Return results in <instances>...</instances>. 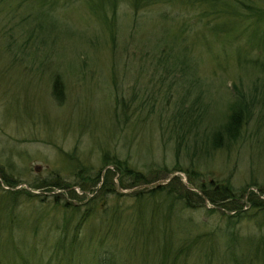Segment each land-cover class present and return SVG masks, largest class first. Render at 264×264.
Segmentation results:
<instances>
[{
  "label": "rangeland",
  "instance_id": "rangeland-1",
  "mask_svg": "<svg viewBox=\"0 0 264 264\" xmlns=\"http://www.w3.org/2000/svg\"><path fill=\"white\" fill-rule=\"evenodd\" d=\"M241 1L212 14L206 3L118 0L101 15L88 0H0V241L14 246L0 264H230L228 247L264 237L249 201L264 200V0ZM234 102L242 128L215 145ZM104 151L145 182L119 186L135 177ZM77 165L107 176L93 185ZM191 182L235 196L212 204ZM156 183L187 207L150 199ZM238 213L228 245L220 227Z\"/></svg>",
  "mask_w": 264,
  "mask_h": 264
},
{
  "label": "trees",
  "instance_id": "trees-1",
  "mask_svg": "<svg viewBox=\"0 0 264 264\" xmlns=\"http://www.w3.org/2000/svg\"><path fill=\"white\" fill-rule=\"evenodd\" d=\"M117 1L118 0H88L93 12L96 14H101V15L103 14V11L105 10V8H109L112 13V11L116 9ZM159 1L165 2V3H172L175 0H129L134 10L141 9L142 7H146V6L148 7L151 4H155V2H159ZM180 1L183 2V4H188V5H192L196 2L206 3L207 8L211 11L210 13L212 14L217 13V12H220V13L236 12L238 10L237 5L240 2H242L241 0H228V1L226 0H180ZM247 8H250L251 13H256L253 7H247ZM114 17L115 16L113 13L111 17H108V21L110 19L112 21ZM62 90H63L62 82L59 76L54 75L52 79V95L56 100H62L61 99L62 94H63ZM245 114H246V111L244 110V107L240 103L234 102L229 109L226 121L222 125L221 130L218 129L216 132L212 134L213 144L215 145L219 144L218 142L221 137L225 138V140L234 139L239 134V131L242 128V124L245 119ZM102 158L107 159V160H104L106 161L104 162V164L113 165L119 174L121 175L123 174L127 176L131 175L135 177V181L131 185L120 184L119 186L121 187L129 186L130 187V186L136 185L137 183L139 184V183L145 182L143 177L139 173V171L135 170L130 164L127 163V161L124 158L118 156L117 154L113 153L110 155L108 151H104L102 153ZM75 168L77 170L74 173L77 177L84 178L85 182L93 181V185H95L96 183L100 181L101 176H107V171L105 172V170L103 169L104 171L102 172V168H104L103 166H101L97 170H93L92 166L85 167V166L77 165L75 166ZM87 179L89 181H87ZM6 182L8 183V181ZM106 182H107V179L105 180V184ZM105 184H103V187L105 186ZM192 184L194 185V187L199 188L201 192L204 194V197H206L209 200V202H211L212 204L220 203L219 201H223V200L225 201L230 200L232 196H235V191L232 190L231 186L228 184L227 185L226 184L223 185L222 183L219 184L218 187L220 188V190L217 196H213L214 193L211 194V192L213 191H209L208 188L205 187L203 184H200V186L196 183L195 184L192 183ZM146 192L149 193L148 196L150 199H152L151 197H156V198L158 197L161 199V202L165 205L171 206L173 204L176 206L178 205L179 207L183 206L182 208L187 207L185 205L186 201L182 198V195L173 192L172 189L167 188L164 185L156 184L150 188H147ZM192 193L195 194V191L193 190ZM133 194L137 196L138 198L141 197L139 191H136ZM249 201H250V204L253 207H255V209H257L258 211L261 212L262 215H264V200L256 201L255 198H252L251 196H249ZM233 206L234 205H232V207H224V208H227L228 210H235L236 208H234ZM87 216L88 215H85V216L83 215L82 218H86ZM243 217H244L243 213H238V215L234 216V218L229 217L228 215H226V217L224 218L223 226L220 227V230L222 233L224 232V234L229 235L228 245L235 244V240H237L236 238L237 236L233 231V227L235 226L237 221H239ZM215 234L217 235L218 233L215 232ZM207 239H208L209 246H210V247L208 246V249L212 250L215 246L216 238L214 237V235H211V232H210L209 234H207ZM245 239L246 240H244L245 243L243 245L247 248L246 250L239 249L238 250L239 252H234L229 247L227 248V250L230 251L229 257H232L230 259V264H264V237L261 236L260 239H257V238L251 239L250 236H247ZM9 244H10L9 241H8V244L4 243L3 239H2V242L0 241V247L3 246V248L0 250V257L1 255H3V251L6 254L8 253L7 255H9V253L10 254L12 253L11 250H13L14 246L10 247ZM181 248L182 247L179 246L176 252L179 253L181 251ZM162 249H163L162 251L163 254L169 255V249L167 247L163 245ZM206 252L209 255L207 250H203L204 254ZM97 257L99 259V264H117L115 260H113L109 255H106V256L98 255Z\"/></svg>",
  "mask_w": 264,
  "mask_h": 264
},
{
  "label": "bare ground",
  "instance_id": "bare-ground-1",
  "mask_svg": "<svg viewBox=\"0 0 264 264\" xmlns=\"http://www.w3.org/2000/svg\"><path fill=\"white\" fill-rule=\"evenodd\" d=\"M232 206V205H231ZM224 207H227V206H224Z\"/></svg>",
  "mask_w": 264,
  "mask_h": 264
}]
</instances>
